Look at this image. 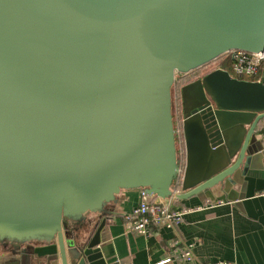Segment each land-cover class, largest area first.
I'll list each match as a JSON object with an SVG mask.
<instances>
[{
  "label": "water",
  "instance_id": "obj_1",
  "mask_svg": "<svg viewBox=\"0 0 264 264\" xmlns=\"http://www.w3.org/2000/svg\"><path fill=\"white\" fill-rule=\"evenodd\" d=\"M237 50L264 53V0H0L4 264H117L101 243L123 192L184 201L253 168L264 77L184 85L178 145L177 73Z\"/></svg>",
  "mask_w": 264,
  "mask_h": 264
},
{
  "label": "crops",
  "instance_id": "obj_2",
  "mask_svg": "<svg viewBox=\"0 0 264 264\" xmlns=\"http://www.w3.org/2000/svg\"><path fill=\"white\" fill-rule=\"evenodd\" d=\"M256 132L252 147L262 156L254 167L246 172L241 167L224 186L184 201L174 199V208L185 210V215L173 227L155 225L149 234L132 230L126 217L145 195L142 190L123 192L118 209L110 207L118 213L109 216L102 231L104 256L117 264H189L177 257V251L194 244L193 253L201 264H264V196L259 194L264 190V119ZM47 250L52 255L59 252L56 243L35 244L33 251L43 256ZM168 258L171 261L163 263ZM16 259L9 251L1 255L0 264Z\"/></svg>",
  "mask_w": 264,
  "mask_h": 264
},
{
  "label": "built area",
  "instance_id": "obj_3",
  "mask_svg": "<svg viewBox=\"0 0 264 264\" xmlns=\"http://www.w3.org/2000/svg\"><path fill=\"white\" fill-rule=\"evenodd\" d=\"M232 56L233 61V77L245 80L260 81L264 76H260L264 64V53H252L246 51H231L227 53ZM226 55V54H225ZM179 89V82L176 81ZM175 86V89H176ZM176 101V100H175ZM181 102V101H180ZM177 104V102H176ZM176 127L179 135V147L181 154L184 155V138H183V116L182 109L175 108ZM179 189H176V193ZM260 195L264 196V190L260 191ZM174 198L164 200L156 197L144 196L139 205L136 206L132 213L127 216V221L132 230L140 234H149L152 226L173 227L180 223L185 215V210L174 208ZM194 244H189L182 251H177V257H181L189 264H201L195 258L193 253ZM171 258L166 259L163 263L170 262ZM223 264L218 262V264Z\"/></svg>",
  "mask_w": 264,
  "mask_h": 264
},
{
  "label": "trees",
  "instance_id": "obj_4",
  "mask_svg": "<svg viewBox=\"0 0 264 264\" xmlns=\"http://www.w3.org/2000/svg\"><path fill=\"white\" fill-rule=\"evenodd\" d=\"M231 59H232V56H230L228 54L223 55L219 59L209 63L208 65L202 67L201 69L194 71V73L192 74L193 79H192V77L190 79L191 73L187 77H182L183 79L182 78L178 79L179 86L180 85H186V84L190 83L189 81H191V80L195 81V80L203 77L204 75L208 74L209 72H211L217 68H222V69L228 70L232 74L233 73V61ZM202 69H205L206 71L202 72ZM260 76H264V64H263L262 70L260 72ZM241 79H245V78L241 77ZM181 109H182V106H181Z\"/></svg>",
  "mask_w": 264,
  "mask_h": 264
},
{
  "label": "rangeland",
  "instance_id": "obj_5",
  "mask_svg": "<svg viewBox=\"0 0 264 264\" xmlns=\"http://www.w3.org/2000/svg\"><path fill=\"white\" fill-rule=\"evenodd\" d=\"M206 70L205 69H202V72H205ZM194 73V71L193 72H191V76H190V79H191V77H192V79H193V74ZM190 74V73H189ZM188 75V74H187ZM201 75V74H200ZM198 76V75H197ZM182 77H184V75L183 74H181V73H177V75H176V81H178V79H180V78H182ZM195 78V77H194ZM183 79V78H182ZM189 82H193L192 80L191 81H189ZM175 86H176V84H175ZM180 87V86H179ZM181 94H182V92H181V90L180 89H178V86H176V89L174 88V93H173V96H174V100H176V101H174L175 102V108L176 107H179V108H181V106H182V99H181ZM180 100H181V102H180ZM176 102H177V104H176ZM175 108H174V113H175ZM182 108H183V106H182ZM178 145H179V143H178Z\"/></svg>",
  "mask_w": 264,
  "mask_h": 264
},
{
  "label": "flooded vegetation",
  "instance_id": "obj_6",
  "mask_svg": "<svg viewBox=\"0 0 264 264\" xmlns=\"http://www.w3.org/2000/svg\"><path fill=\"white\" fill-rule=\"evenodd\" d=\"M187 76H189V74L188 75H184V77H187ZM178 143H179V140H178Z\"/></svg>",
  "mask_w": 264,
  "mask_h": 264
}]
</instances>
